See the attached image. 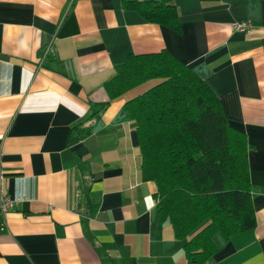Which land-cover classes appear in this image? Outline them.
I'll list each match as a JSON object with an SVG mask.
<instances>
[{"label":"crops","instance_id":"1","mask_svg":"<svg viewBox=\"0 0 264 264\" xmlns=\"http://www.w3.org/2000/svg\"><path fill=\"white\" fill-rule=\"evenodd\" d=\"M125 1L0 0V161L13 202L0 264H189L159 219L124 106L149 87L105 88L128 55L163 50L246 138L255 225L217 234L205 264H264V0H173L176 29ZM240 21L249 34L232 28Z\"/></svg>","mask_w":264,"mask_h":264},{"label":"trees","instance_id":"2","mask_svg":"<svg viewBox=\"0 0 264 264\" xmlns=\"http://www.w3.org/2000/svg\"><path fill=\"white\" fill-rule=\"evenodd\" d=\"M173 0L125 1L150 22L177 28ZM152 79L128 99L136 124L145 180L156 184L160 220L181 240L189 264L216 253V235L228 239L255 225L246 138L232 127L212 90L170 52L127 56L105 83L111 98Z\"/></svg>","mask_w":264,"mask_h":264},{"label":"built area","instance_id":"3","mask_svg":"<svg viewBox=\"0 0 264 264\" xmlns=\"http://www.w3.org/2000/svg\"><path fill=\"white\" fill-rule=\"evenodd\" d=\"M232 28L237 31L245 32L249 34L251 31V22L250 21H240L232 24ZM2 180H3V172L1 168L0 161V218L7 212L8 208L12 205V200L8 198L2 192Z\"/></svg>","mask_w":264,"mask_h":264},{"label":"rangeland","instance_id":"4","mask_svg":"<svg viewBox=\"0 0 264 264\" xmlns=\"http://www.w3.org/2000/svg\"><path fill=\"white\" fill-rule=\"evenodd\" d=\"M158 81H159V79L149 80V81L145 82L144 84H142L139 88L144 89L145 87H151L152 85H154Z\"/></svg>","mask_w":264,"mask_h":264}]
</instances>
